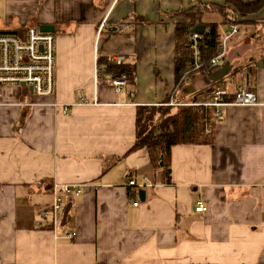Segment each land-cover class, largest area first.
<instances>
[{
	"label": "crops",
	"instance_id": "obj_1",
	"mask_svg": "<svg viewBox=\"0 0 264 264\" xmlns=\"http://www.w3.org/2000/svg\"><path fill=\"white\" fill-rule=\"evenodd\" d=\"M225 1L0 0V30L50 23L57 43L54 93L0 88V264H264V6L219 65L176 71L178 12L201 6L224 32L211 4ZM118 52L134 67L120 91L99 62ZM244 84L259 103L222 106V120L214 106L208 141L172 146L170 181L146 146L131 149L139 105L203 104L217 88L232 99ZM56 183L82 191L55 223L40 211Z\"/></svg>",
	"mask_w": 264,
	"mask_h": 264
},
{
	"label": "built area",
	"instance_id": "obj_2",
	"mask_svg": "<svg viewBox=\"0 0 264 264\" xmlns=\"http://www.w3.org/2000/svg\"><path fill=\"white\" fill-rule=\"evenodd\" d=\"M122 28L124 25L121 26ZM196 30V27L190 26L187 32L188 47L191 54L189 68L184 72L188 75L198 70H210L226 57L229 42L234 38L240 37L242 31L240 24L229 22L228 27L222 35L217 52L210 58L205 59L203 48L206 44V32ZM107 60L116 63H123L127 60L125 53L108 54ZM101 68L96 70V79ZM57 76V43L56 34L53 31L41 30L38 25L29 24L26 28L18 32H0V88L10 85L26 87L28 90L40 94H51L56 90ZM111 83L117 91H120L125 85L131 83L126 73L121 75H108ZM227 89L217 88L213 91L212 100L203 103L204 105H213L216 107L217 119H224L222 106L231 104L251 105L259 103L256 92L247 85H240L234 98H225ZM131 94L134 91L131 90ZM83 101L90 100L82 96ZM96 102V98H94ZM171 105H180L190 103L177 100L172 96L168 102ZM194 103V102H191ZM67 109V108H65ZM129 184L144 186L146 183L139 182L136 177H129ZM82 191L80 183H56L54 187L53 202L49 208L40 211L42 217L51 218L55 223L61 219V211L64 208V198L66 196L79 195ZM135 204L139 201L135 200ZM197 210L207 209V204L199 200L196 205ZM76 231L68 232L67 237L76 235Z\"/></svg>",
	"mask_w": 264,
	"mask_h": 264
},
{
	"label": "trees",
	"instance_id": "obj_3",
	"mask_svg": "<svg viewBox=\"0 0 264 264\" xmlns=\"http://www.w3.org/2000/svg\"><path fill=\"white\" fill-rule=\"evenodd\" d=\"M211 5L224 15L225 23L240 24L247 21L241 17L260 10L264 6V0H226L224 4ZM203 11V7L196 5L178 12L185 18V21L176 24L178 41L176 71L178 75L190 66L191 54L187 45V32L190 26L196 27L204 23L202 20ZM204 24L209 29L206 32L207 46L203 48L204 58L207 59L217 52L223 30L216 22ZM99 62L112 75L123 73L131 75L134 71V67L129 64H117L108 61L105 57L100 58ZM214 116V106L191 102L180 105H171L167 102L160 105L141 104L138 106L137 138L131 149L146 146L149 149L155 173L160 174L161 180L168 182L171 180L172 146L178 143L208 141L210 133L208 134L207 127L211 125L213 129L212 119Z\"/></svg>",
	"mask_w": 264,
	"mask_h": 264
},
{
	"label": "water",
	"instance_id": "obj_4",
	"mask_svg": "<svg viewBox=\"0 0 264 264\" xmlns=\"http://www.w3.org/2000/svg\"><path fill=\"white\" fill-rule=\"evenodd\" d=\"M39 27L41 30H45V31H54L55 30V26L53 24H50V23L40 24ZM196 30L203 32L205 30V24H199L198 26H196ZM0 32H18V30H16V29H4V30H0ZM139 193H140V197L142 199H144L145 198V189L140 188ZM69 209H70V204H68L64 210L63 224L66 223Z\"/></svg>",
	"mask_w": 264,
	"mask_h": 264
}]
</instances>
